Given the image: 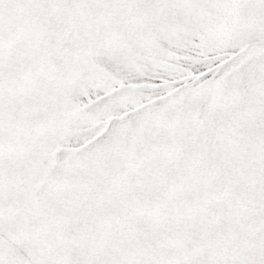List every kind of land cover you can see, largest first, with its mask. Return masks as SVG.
Segmentation results:
<instances>
[{
  "label": "snow or ice",
  "instance_id": "obj_1",
  "mask_svg": "<svg viewBox=\"0 0 264 264\" xmlns=\"http://www.w3.org/2000/svg\"><path fill=\"white\" fill-rule=\"evenodd\" d=\"M0 264H264V0H0Z\"/></svg>",
  "mask_w": 264,
  "mask_h": 264
}]
</instances>
